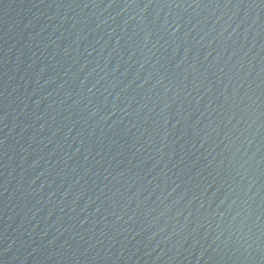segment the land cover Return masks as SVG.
<instances>
[{"label":"water","instance_id":"1","mask_svg":"<svg viewBox=\"0 0 264 264\" xmlns=\"http://www.w3.org/2000/svg\"><path fill=\"white\" fill-rule=\"evenodd\" d=\"M0 264H264V0H0Z\"/></svg>","mask_w":264,"mask_h":264}]
</instances>
